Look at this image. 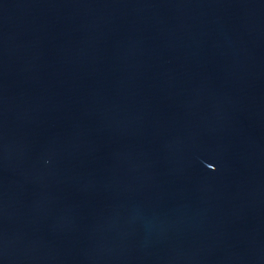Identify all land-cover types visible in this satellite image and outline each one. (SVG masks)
<instances>
[{
    "label": "water",
    "instance_id": "1",
    "mask_svg": "<svg viewBox=\"0 0 264 264\" xmlns=\"http://www.w3.org/2000/svg\"><path fill=\"white\" fill-rule=\"evenodd\" d=\"M0 264H264V0H0Z\"/></svg>",
    "mask_w": 264,
    "mask_h": 264
}]
</instances>
